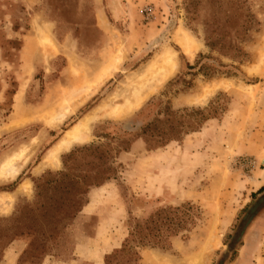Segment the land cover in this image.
Returning <instances> with one entry per match:
<instances>
[{"label":"rangeland","instance_id":"374dc122","mask_svg":"<svg viewBox=\"0 0 264 264\" xmlns=\"http://www.w3.org/2000/svg\"><path fill=\"white\" fill-rule=\"evenodd\" d=\"M245 1L247 31L235 42L241 56L222 57L220 50L205 59V0L196 17L188 0H0V161L23 146L36 147L14 181H0L2 193L22 181L30 188L0 219L35 203L43 185V200L53 198L47 182L66 169L75 168L62 195L68 203L76 200L77 176L113 169L108 181L89 189L85 207L38 264H105L137 224L180 226L177 235L165 234L167 249L131 246L136 264H264V239L241 252L245 226L264 210V187L258 189L264 177V0ZM180 29L196 45L192 56L174 40ZM166 47L175 53L176 72L138 109L122 119L98 114L87 143L62 152L57 168L35 170L71 126L100 105L129 97L134 77ZM115 58L116 70L87 93V82L95 86ZM222 80L254 86L253 95L217 91L200 104L202 89ZM71 100L83 102L51 127L48 120ZM211 237L217 246L201 263ZM27 244V238L12 241L0 264H31L22 258ZM127 256L121 264H130Z\"/></svg>","mask_w":264,"mask_h":264},{"label":"trees","instance_id":"16d2710c","mask_svg":"<svg viewBox=\"0 0 264 264\" xmlns=\"http://www.w3.org/2000/svg\"><path fill=\"white\" fill-rule=\"evenodd\" d=\"M208 9L205 10L203 27L205 46L209 50V56L205 59L212 58L211 54L220 51L222 57L241 56V52L235 45L236 40L245 38L247 19L250 15L245 14V0H205ZM189 6L192 7L193 15H198V7L201 0H188ZM224 5V6H223ZM192 68V67H190ZM95 153L101 156L98 149H94ZM126 151V148L123 149ZM73 153L66 157L70 159ZM75 168L66 169L67 172L60 173L57 177L47 182L52 189L53 198L44 201L43 192L37 194L35 203L26 205L17 210L16 215L10 219H0V260L4 248L12 241L18 238H27L28 244L22 254V258L30 261L31 264H38L39 261L49 253L51 242L65 230L68 225L79 215L83 207L87 204V194L91 187H98L105 181H108L113 173V169L108 168L100 170V167L91 168L85 172L86 176H77V196L76 200L68 203L63 198L66 189V180L68 179V171H74ZM78 172V169H77ZM71 173V172H70ZM262 189L259 191L261 192ZM2 223H11L9 226L2 227ZM179 224L163 230L160 228H147L145 225L137 224L130 229L128 237L125 239L120 250L113 252L105 257V264H121L124 263V257L127 256L128 263L136 264L138 259L136 254H130L131 246L144 247L146 245L167 249V239L165 234L169 236L177 235ZM181 228V227H180ZM169 230V231H168ZM169 232V233H167ZM222 264V262L220 263Z\"/></svg>","mask_w":264,"mask_h":264},{"label":"bare ground","instance_id":"6f19581e","mask_svg":"<svg viewBox=\"0 0 264 264\" xmlns=\"http://www.w3.org/2000/svg\"><path fill=\"white\" fill-rule=\"evenodd\" d=\"M174 40L182 47L183 52L188 56H192L194 51H196V45L194 41H192L181 29L174 36ZM119 62L120 58H115L112 65L110 64V66L104 71L103 76L105 78L100 76L101 78L97 80V84L95 86L94 84L93 86H89V83L87 82V93L91 92V89L93 87V89H96L98 85H101L104 79L108 78L112 74V72L116 70ZM175 70V53L173 50H171V48L166 47L159 57L155 58L151 63H148V66L140 75L134 77V82H132V85H136V87L134 86L136 90L131 89L133 90V92L131 95L129 94V97L124 98L122 103L119 104H102L94 112L82 118L73 126H71L63 134V136L49 150H47L35 170L41 171L43 169L57 168L59 165V156L62 152L68 151L75 145L85 144L89 141L90 125L98 114H102L107 117H113L115 119H122L126 117L134 110L138 109L143 104L145 99L150 94L154 93V91H156V86L161 85L169 77H171L174 72H176ZM86 86L84 85V87ZM247 87L248 88L241 85L236 86L232 80H222L219 82H215L212 85L210 84L209 86L202 89L203 91L202 95L199 97V103H204L209 96L213 95L217 91L240 89L241 91H245L250 95H253V90L255 89L254 86ZM87 98H89L88 95L85 97V100H87ZM82 102H72L71 100V102L64 103L65 105L63 104L64 106H62L60 114L56 115L55 117H51L48 120V123L52 124L51 127L59 125L68 116H70L74 112L76 107H78L79 104H82ZM34 145L23 146L0 161V181H14L19 176L22 168L27 165L35 151L36 147H34ZM262 182H264V177L262 179ZM29 193L30 188L27 181H22L11 193L0 192V213L6 214L11 210V206L16 195H28ZM211 239L212 237L210 238V240H208L207 244L201 252V263L204 261V258H206L205 254L207 255L210 250L217 246L216 240Z\"/></svg>","mask_w":264,"mask_h":264},{"label":"crops","instance_id":"0c3cea01","mask_svg":"<svg viewBox=\"0 0 264 264\" xmlns=\"http://www.w3.org/2000/svg\"><path fill=\"white\" fill-rule=\"evenodd\" d=\"M264 187V182L260 188ZM257 189V190H258ZM264 239V210L253 215L245 226V230L241 235V252H248L249 247H259Z\"/></svg>","mask_w":264,"mask_h":264}]
</instances>
